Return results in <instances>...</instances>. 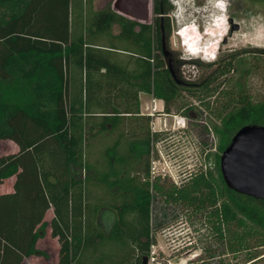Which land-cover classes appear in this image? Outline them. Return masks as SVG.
<instances>
[{"label":"trees","instance_id":"16d2710c","mask_svg":"<svg viewBox=\"0 0 264 264\" xmlns=\"http://www.w3.org/2000/svg\"><path fill=\"white\" fill-rule=\"evenodd\" d=\"M92 1L0 0V140L17 147L0 154V185L12 184L0 192V264L45 254L37 244L47 229L57 243V264H144L151 231L164 222H152L153 191L166 202L208 210L221 237L226 226L228 251H247L252 261L250 241L264 245V200L227 188L219 155L217 177L199 172L179 186L157 178L151 192L148 174L142 182L125 168L127 115L139 113V93L163 100L169 113L184 89L211 83L207 75L179 84L167 68L161 25L167 37L171 1L152 0L148 23L117 13L110 3L93 10ZM239 62L250 74L251 64ZM237 86L233 106L215 126L221 152L243 126L264 125V100L254 101L241 81ZM104 135L115 136L113 148L105 149L114 156L100 173L84 150L92 137ZM145 136L137 140L150 147L156 133ZM82 167L94 171L103 189L95 200L80 180ZM104 192L116 198L104 204Z\"/></svg>","mask_w":264,"mask_h":264},{"label":"rangeland","instance_id":"374dc122","mask_svg":"<svg viewBox=\"0 0 264 264\" xmlns=\"http://www.w3.org/2000/svg\"><path fill=\"white\" fill-rule=\"evenodd\" d=\"M138 1L93 0L92 7L93 10L102 9L110 3L117 13L140 21L126 13ZM213 1H187L194 2V9L191 5H185L186 0H172L168 15L169 40L166 41L167 48L174 52L172 66L178 79L199 82L208 75L211 83L204 88L184 89L179 100L171 106L169 114L164 113L163 103L160 109L153 110L156 104L151 101L149 94L144 93L139 98L140 113L152 109L154 115L151 119L131 115L126 123L128 133L145 130L156 133L151 142V174L165 178L176 186L199 172H211L217 177L216 157L219 155L220 158L222 152L215 126L221 125V120L233 106L238 81L244 83L254 101L264 100V0H223L225 10L221 13L213 7ZM152 17L151 6L149 19L140 22H152ZM193 21L197 30L212 34L205 36L202 54L215 55L213 60L207 55L191 56L184 51L178 30ZM112 32H118L117 25H113ZM209 47L210 50H207ZM242 58L251 64L248 75L243 73L246 66L243 67L239 62ZM165 62L167 64L166 59ZM114 144L115 136L91 138L84 153L94 170L97 168L100 173L106 170L109 156H114L111 155ZM109 146L112 148L106 152ZM120 147L125 151L124 143ZM16 150L12 141L0 140V154ZM79 177L86 190L94 195L93 200L103 192L102 187H97L98 177L94 171L82 167ZM10 183L9 180L4 182L0 191L10 189ZM93 183L96 186H92ZM153 194L158 202L154 200L152 222L155 226L158 220L164 219V222L158 229L151 231L154 241L150 246L147 264H264V245L259 246L256 237L250 241V253L255 252L256 258L247 262L250 258L247 251L238 255L228 251L226 226H223L224 234L221 237L206 214L208 210L195 211L178 202H166L157 192L153 191ZM102 195L107 198L104 204L116 198H110L111 194L106 192ZM232 229L239 230L236 226ZM37 247L44 250L45 254L32 255L22 264H57V243L50 237L48 229Z\"/></svg>","mask_w":264,"mask_h":264},{"label":"water","instance_id":"95a60500","mask_svg":"<svg viewBox=\"0 0 264 264\" xmlns=\"http://www.w3.org/2000/svg\"><path fill=\"white\" fill-rule=\"evenodd\" d=\"M151 6L152 0H139L136 6L134 3L125 11L140 21H147ZM161 31L163 58L167 60L172 78L180 84L181 81L173 70L162 25ZM219 167L227 188L264 200V125L248 124L236 131L220 155ZM146 261L147 257L144 256L143 263Z\"/></svg>","mask_w":264,"mask_h":264},{"label":"flooded vegetation","instance_id":"af4514ba","mask_svg":"<svg viewBox=\"0 0 264 264\" xmlns=\"http://www.w3.org/2000/svg\"><path fill=\"white\" fill-rule=\"evenodd\" d=\"M165 39L168 42L169 37L168 36L167 37L165 36ZM168 50L170 51V56H171L172 61H173V54H174V52L172 50H170V49H168ZM149 95H151V94H149ZM159 100H161V99H159ZM161 101L163 103V100H161ZM163 107H164V103H163ZM166 114H169V113H166ZM131 115L142 116V118L151 119L150 117L152 115H154V114L153 113H150V112L149 113L148 112H145V113H142L141 114L140 113V110H139V113H133V114L130 113L127 116H131ZM134 134H136V133H134ZM134 134H133V132H130V133H127V135H126V137L128 138V141H127L125 155H126L127 161L131 165H133L134 167H136V168L133 170V168H130L131 167L130 164L129 165H126L125 168H126V171L128 170V171L131 172L130 173L131 176L136 175L137 177H140V179H141L142 182H145V180L147 178H145L144 176H145V174H148L147 176H148L149 181H150V184H149V191H150V190H152V182L155 179L158 178V180L161 183L168 182L169 180L167 181L165 178L161 179L159 176H153L151 174V170H150V151H151V142L154 139L150 142V147H149V145L147 146V143H145V141H144L146 139V136H145L146 135V130L145 131H142L141 134H136V135H134ZM139 136H141L142 138H144V140H140V141L137 140L139 138ZM169 182H171V181H169ZM115 189L116 188H114V190ZM151 234H152V232H151Z\"/></svg>","mask_w":264,"mask_h":264},{"label":"bare ground","instance_id":"6f19581e","mask_svg":"<svg viewBox=\"0 0 264 264\" xmlns=\"http://www.w3.org/2000/svg\"><path fill=\"white\" fill-rule=\"evenodd\" d=\"M219 6H222V3L221 2L218 3V6L216 8L221 13L224 10H223L222 7H219ZM215 23H216V21H215ZM197 29L196 28L193 29L192 27H185L182 30H180L179 36L183 40L182 43H184V45H186V42H189V41L193 42V47H194V49L196 51L195 54H199V53L202 54L203 49L205 47L204 46L205 44H203V41L205 40V36L206 35L212 36V34L211 33H208L207 31H205L204 33H202L201 31H199ZM210 48L211 47H209L208 49L206 48V49L207 50H210ZM208 54H210V53H207V55Z\"/></svg>","mask_w":264,"mask_h":264},{"label":"clouds","instance_id":"9594fccd","mask_svg":"<svg viewBox=\"0 0 264 264\" xmlns=\"http://www.w3.org/2000/svg\"><path fill=\"white\" fill-rule=\"evenodd\" d=\"M170 1L172 2V0H170ZM187 1H189V0H186L185 5H187V6H190L191 5L192 8L196 9L194 2H187ZM219 2L222 3V6L221 7L223 8V10H225V5H223V0H214L213 1V7L216 9ZM185 27H192L193 29H195V28L197 29V27L195 26L194 21H193V23L191 22L190 25H184V26H182V28L179 29L178 31L182 30ZM182 42H183V40H182ZM181 45L183 46V49L187 53V55H191V56L197 55V54H195L196 51H195V49L193 47V42L189 41V42H186V45H184V43H182ZM199 55H200V53H199ZM206 55H207L206 53H203L202 54V57H204ZM207 56H208V58H210V60H213L215 58V55L208 54Z\"/></svg>","mask_w":264,"mask_h":264},{"label":"crops","instance_id":"0c3cea01","mask_svg":"<svg viewBox=\"0 0 264 264\" xmlns=\"http://www.w3.org/2000/svg\"><path fill=\"white\" fill-rule=\"evenodd\" d=\"M142 94H144V93H139V98H141ZM150 97H151V101H152L154 104H156L153 110H158V109H160L159 107L162 105V101L159 100V99L153 98L151 95H150ZM153 110L151 109L149 112L152 113ZM149 112H148V113H149ZM14 145H15V144H14ZM15 146H16V145H15ZM3 184H4V183H3ZM3 184H1L0 186H2ZM9 186H10V189L5 188L4 190H2V191H0V192H8V191H10L11 188H12V184L10 183ZM6 187H7V186H6ZM50 216H51V214H50Z\"/></svg>","mask_w":264,"mask_h":264}]
</instances>
